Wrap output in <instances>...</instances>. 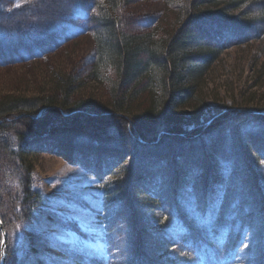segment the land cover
<instances>
[{
    "label": "rangeland",
    "instance_id": "rangeland-1",
    "mask_svg": "<svg viewBox=\"0 0 264 264\" xmlns=\"http://www.w3.org/2000/svg\"><path fill=\"white\" fill-rule=\"evenodd\" d=\"M35 1L0 0V99L56 93L53 77L71 72L98 42L100 81H76L71 97L85 107H110L118 54L112 28L90 17H99L100 8L91 0ZM180 1L132 0L118 8L121 16L155 14L150 24L126 30L160 56L159 76L171 65L161 51L179 22ZM223 8L224 0H214L198 11ZM222 30L199 28L210 45L232 44L199 75L188 74L184 64L178 69L186 78L180 86L193 92L167 108L166 118L190 132L199 120L191 136L165 135L145 144L113 126L107 142L80 139L73 153L40 143L20 160L12 156L19 150L16 134L0 128V222L9 254L4 264H85L105 254L114 259L110 264H129L134 214L149 227L146 240L160 247L158 264H264V34ZM190 56L189 63H203L199 54ZM145 96L123 109L147 118L139 103ZM221 112L228 116L214 120ZM113 214L120 225L109 233ZM186 226L196 228L194 250L182 241ZM118 227L122 233L114 239Z\"/></svg>",
    "mask_w": 264,
    "mask_h": 264
},
{
    "label": "trees",
    "instance_id": "trees-1",
    "mask_svg": "<svg viewBox=\"0 0 264 264\" xmlns=\"http://www.w3.org/2000/svg\"><path fill=\"white\" fill-rule=\"evenodd\" d=\"M40 1L32 2V5L35 6ZM81 1L82 3L89 2V0ZM91 1L96 4L97 8H100L96 9L100 12V16L97 17L98 14L94 13L90 16L91 19H96L101 27L112 28V39L115 43V52L118 54L116 56L117 63L114 66L117 72L115 86L110 84L109 88L111 91L110 107H85L81 105L82 102L71 97L76 81L84 79L100 81L97 63L102 58V49H100V43L96 42L88 58L73 67L71 72L53 77V91L57 90L56 93L52 92L36 98L11 96L0 99V128L4 127L3 131L12 129L16 134L19 150L13 151V157L16 156L21 160L35 146L38 147V144L46 145L50 141L54 143V151L58 150L57 146L59 145L60 149H67L68 153H73L72 151L76 149L80 139L107 142L111 136L108 129L113 126L117 132L127 129L130 134L134 135V138L138 137L140 142L145 144L159 140L165 135L191 136V132L195 133L200 126L199 120L193 124L195 129L190 132L179 123L166 118L169 113L167 108H173L189 99L193 92L190 88L180 86V82L185 83L184 79L186 80V78L182 77L184 76L183 72L178 69H180V65L184 64L183 68L189 71L188 74L196 75L217 58V55L224 49V45L231 44V39H226L219 45H210L201 35H198L199 28L202 26L214 27L215 30L222 28V33L253 29L254 34L257 35L255 38L264 34V0H224L222 10L210 13L198 11V9L211 4L214 0H181L183 8L178 18L179 22L177 19L178 23L170 31L161 51L168 56L171 65L169 64V70H166L164 76H159L156 74V65L160 56L154 55L149 50L150 47L143 43L142 36L139 37L126 30L127 27L150 24L155 19V14L148 17H128L118 14L119 6H127L132 0ZM223 10L224 12H221ZM227 10H238V12L236 15H230ZM111 13L114 16H111ZM216 38L219 36L217 35ZM239 39L242 38H238L236 41ZM198 54L204 58L203 63L200 65L197 62L189 63L190 55L197 56ZM86 61L89 62V68L87 67L88 69L86 68L82 74ZM165 61L166 59H164ZM140 93L146 94L145 100L139 103L141 105L143 103V107L145 105L144 111L147 118L131 114L127 109H123L125 105L129 106L133 103ZM225 116H228V112L218 113L213 119ZM38 135L42 137L37 138ZM8 152L10 151L8 150ZM180 184L181 179L177 178L176 187ZM28 188L26 186L24 194H30ZM134 217L135 221L132 222L131 230L136 234V238L131 240L132 251L131 257L129 255V264H153L155 261L158 264L159 256L156 254V250L160 247L146 240L149 227L144 224V220L140 216L136 217L134 214ZM109 225L110 228L106 229L109 233L114 227L120 225L114 214ZM193 229L196 228L193 227ZM193 229L186 226V236L182 239V241L189 240L188 248L190 250L195 249L194 237L197 233ZM120 232L121 228L114 232V239L116 236H121L118 234ZM109 240L108 244H110ZM175 244L182 249L185 247L181 242H173L172 245ZM136 254L139 261H136ZM5 255L8 257V252ZM110 260L114 259L108 254L91 256L85 264H110Z\"/></svg>",
    "mask_w": 264,
    "mask_h": 264
},
{
    "label": "water",
    "instance_id": "water-1",
    "mask_svg": "<svg viewBox=\"0 0 264 264\" xmlns=\"http://www.w3.org/2000/svg\"><path fill=\"white\" fill-rule=\"evenodd\" d=\"M0 231L2 234L1 243H0V264H4L5 261V254H4V248H5V234L3 230L2 223L0 222Z\"/></svg>",
    "mask_w": 264,
    "mask_h": 264
},
{
    "label": "snow or ice",
    "instance_id": "snow-or-ice-1",
    "mask_svg": "<svg viewBox=\"0 0 264 264\" xmlns=\"http://www.w3.org/2000/svg\"><path fill=\"white\" fill-rule=\"evenodd\" d=\"M17 7H19L20 5L18 4V5H16Z\"/></svg>",
    "mask_w": 264,
    "mask_h": 264
}]
</instances>
